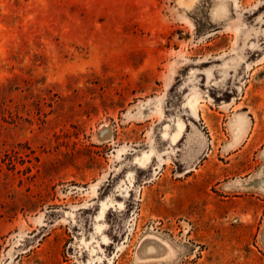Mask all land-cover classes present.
Segmentation results:
<instances>
[{
  "label": "rangeland",
  "instance_id": "374dc122",
  "mask_svg": "<svg viewBox=\"0 0 264 264\" xmlns=\"http://www.w3.org/2000/svg\"><path fill=\"white\" fill-rule=\"evenodd\" d=\"M0 264H264V0H0Z\"/></svg>",
  "mask_w": 264,
  "mask_h": 264
},
{
  "label": "bare ground",
  "instance_id": "6f19581e",
  "mask_svg": "<svg viewBox=\"0 0 264 264\" xmlns=\"http://www.w3.org/2000/svg\"><path fill=\"white\" fill-rule=\"evenodd\" d=\"M181 132V128L178 130L177 134L175 135V139L178 138V136L180 135Z\"/></svg>",
  "mask_w": 264,
  "mask_h": 264
}]
</instances>
